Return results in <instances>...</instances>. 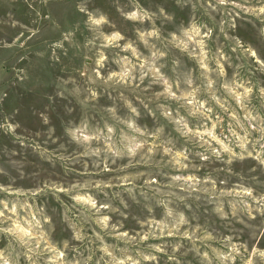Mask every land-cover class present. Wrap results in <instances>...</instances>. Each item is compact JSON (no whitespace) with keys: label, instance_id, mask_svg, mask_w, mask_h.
I'll list each match as a JSON object with an SVG mask.
<instances>
[{"label":"rangeland","instance_id":"374dc122","mask_svg":"<svg viewBox=\"0 0 264 264\" xmlns=\"http://www.w3.org/2000/svg\"><path fill=\"white\" fill-rule=\"evenodd\" d=\"M0 264H264V0H0Z\"/></svg>","mask_w":264,"mask_h":264}]
</instances>
